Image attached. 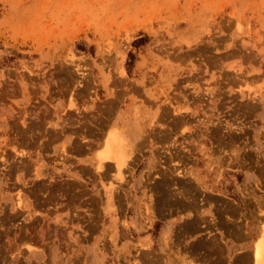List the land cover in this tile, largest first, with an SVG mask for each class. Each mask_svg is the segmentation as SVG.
I'll use <instances>...</instances> for the list:
<instances>
[{
    "label": "rangeland",
    "instance_id": "374dc122",
    "mask_svg": "<svg viewBox=\"0 0 264 264\" xmlns=\"http://www.w3.org/2000/svg\"><path fill=\"white\" fill-rule=\"evenodd\" d=\"M263 233L264 0H0V264H253Z\"/></svg>",
    "mask_w": 264,
    "mask_h": 264
},
{
    "label": "bare ground",
    "instance_id": "6f19581e",
    "mask_svg": "<svg viewBox=\"0 0 264 264\" xmlns=\"http://www.w3.org/2000/svg\"><path fill=\"white\" fill-rule=\"evenodd\" d=\"M111 136L113 138L114 137L115 138H114V143L112 145V155L109 158H107V159H108V161H113L115 163L114 166H116L118 169H120V167L126 161V157H127V148H126V146H127V144H126L125 140L123 139V135L119 136V135L116 134L114 136L112 134ZM97 163H98L97 167L101 168L103 166V164H104V161L103 160H101V161L99 160ZM105 168H107V165L105 166ZM263 235H264V233H263ZM253 258H255L254 260L252 259L254 261V262L252 261L253 264H264V241H263L262 245L259 247V249L256 250L255 256Z\"/></svg>",
    "mask_w": 264,
    "mask_h": 264
}]
</instances>
